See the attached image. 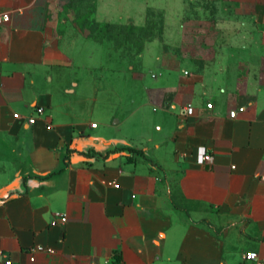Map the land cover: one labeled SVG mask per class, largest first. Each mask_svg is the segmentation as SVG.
I'll return each mask as SVG.
<instances>
[{
  "label": "crops",
  "instance_id": "crops-1",
  "mask_svg": "<svg viewBox=\"0 0 264 264\" xmlns=\"http://www.w3.org/2000/svg\"><path fill=\"white\" fill-rule=\"evenodd\" d=\"M68 3L0 0V264L264 260V0H95L101 24L162 19L131 76Z\"/></svg>",
  "mask_w": 264,
  "mask_h": 264
},
{
  "label": "rangeland",
  "instance_id": "rangeland-1",
  "mask_svg": "<svg viewBox=\"0 0 264 264\" xmlns=\"http://www.w3.org/2000/svg\"><path fill=\"white\" fill-rule=\"evenodd\" d=\"M95 0H69L62 11L70 29L81 38L93 37L102 43L103 59L112 76L119 72L131 76L136 72L142 48L148 41L158 39L163 31L162 19L154 13L151 23L140 28L132 25L101 24L94 17ZM140 75L143 73L140 72Z\"/></svg>",
  "mask_w": 264,
  "mask_h": 264
},
{
  "label": "built area",
  "instance_id": "built-area-1",
  "mask_svg": "<svg viewBox=\"0 0 264 264\" xmlns=\"http://www.w3.org/2000/svg\"><path fill=\"white\" fill-rule=\"evenodd\" d=\"M11 21V12L2 10L0 9V25L6 24ZM207 106L211 108L213 106L212 103H208ZM193 106L188 105L187 106V112H190L192 110ZM46 108L42 105L36 107V114L42 115L45 113ZM20 114H16V117H19ZM37 120V116L33 115L29 118V122L31 124H34ZM93 127L97 126V123L92 124ZM52 127V123L48 124V128ZM198 161L200 163H205L206 161H211L212 160V154H210L205 147L200 148L199 153H198ZM262 180L264 181V176L262 177ZM62 221H66L67 217L65 215H60L59 216ZM42 250L44 249L43 246L37 245L32 248V250ZM0 255H3V253L0 251ZM32 260H34V257H31ZM7 264H12L11 260L6 261ZM241 264H264V260L260 257L258 252L256 251H247L245 252Z\"/></svg>",
  "mask_w": 264,
  "mask_h": 264
},
{
  "label": "trees",
  "instance_id": "trees-1",
  "mask_svg": "<svg viewBox=\"0 0 264 264\" xmlns=\"http://www.w3.org/2000/svg\"><path fill=\"white\" fill-rule=\"evenodd\" d=\"M106 25H110V24H107V23H106Z\"/></svg>",
  "mask_w": 264,
  "mask_h": 264
}]
</instances>
